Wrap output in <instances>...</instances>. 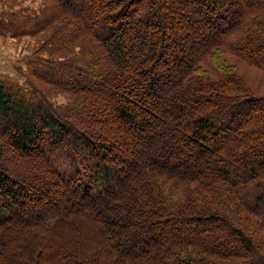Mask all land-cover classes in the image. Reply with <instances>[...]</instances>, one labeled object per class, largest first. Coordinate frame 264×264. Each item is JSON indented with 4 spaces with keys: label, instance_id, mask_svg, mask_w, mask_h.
I'll list each match as a JSON object with an SVG mask.
<instances>
[{
    "label": "trees",
    "instance_id": "trees-1",
    "mask_svg": "<svg viewBox=\"0 0 264 264\" xmlns=\"http://www.w3.org/2000/svg\"><path fill=\"white\" fill-rule=\"evenodd\" d=\"M40 31L23 86L0 79V264H69L98 223L122 264H264V95L226 55L264 70V0H44L0 15L2 33ZM40 82L75 98L54 105ZM181 222L197 233L162 234Z\"/></svg>",
    "mask_w": 264,
    "mask_h": 264
},
{
    "label": "rangeland",
    "instance_id": "rangeland-1",
    "mask_svg": "<svg viewBox=\"0 0 264 264\" xmlns=\"http://www.w3.org/2000/svg\"><path fill=\"white\" fill-rule=\"evenodd\" d=\"M43 2L44 0H0V15L10 11H20L21 13L38 11L42 7ZM47 35L48 34L43 31L36 34H25L22 36H11L7 33L0 32V79H3L6 83H17L23 86V82L25 80L24 62L26 58L38 50L43 42V39ZM238 35L239 32L235 31L229 33L223 38L220 46L228 48V45H231ZM226 55L227 61L234 66V71L240 75L245 85L255 94L264 95V70L239 61L235 55L232 56L230 54L229 50L226 52ZM201 63L204 67L210 68L213 74H216L215 70L209 64L207 57H204ZM39 87L47 93V99L54 105L65 104L75 98L74 94L54 89L44 82H40ZM189 129L190 128H187L186 131H189ZM123 133V135H125V132ZM181 134L182 133H180V135ZM207 156L210 158V153H207L205 157ZM73 157L74 156L72 154H65V156L60 158L59 162L62 164L64 169H66V167L68 168L71 161L75 163V160L72 159ZM248 221L250 223L253 222L254 219L249 218ZM178 225L179 227L177 226V228H170L166 225V229L162 234L164 236L169 235L170 238L185 236L192 237L197 233L196 229L199 228L193 223L184 224L181 222ZM100 227L102 226L98 223L97 228H95L94 225L85 229V233L81 235L76 242V245L78 243V247L75 249L78 252L74 249L75 256L68 262L69 264H122L116 259V253L109 245V239L104 236V233L101 235L98 231ZM250 227L251 226H248L246 228ZM247 230L248 229H246V231ZM143 231L145 232V230ZM262 233H264V231L260 234L263 235ZM58 243H62L61 240H59ZM50 245L58 248L59 251L60 246L56 245L55 242H52ZM262 251H264V244ZM129 257H131V264H138L139 260L133 259L132 256ZM144 260L146 259H140V262ZM51 261L53 260L46 257L40 259L39 264H51Z\"/></svg>",
    "mask_w": 264,
    "mask_h": 264
}]
</instances>
